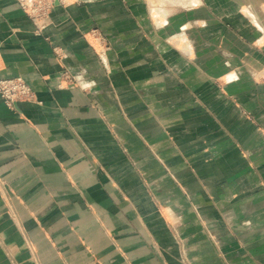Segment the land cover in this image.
I'll return each instance as SVG.
<instances>
[{
	"label": "crops",
	"instance_id": "0c3cea01",
	"mask_svg": "<svg viewBox=\"0 0 264 264\" xmlns=\"http://www.w3.org/2000/svg\"><path fill=\"white\" fill-rule=\"evenodd\" d=\"M263 11L69 0L38 33L0 0V78L36 94L0 97V264H264Z\"/></svg>",
	"mask_w": 264,
	"mask_h": 264
},
{
	"label": "built area",
	"instance_id": "2783aa9c",
	"mask_svg": "<svg viewBox=\"0 0 264 264\" xmlns=\"http://www.w3.org/2000/svg\"><path fill=\"white\" fill-rule=\"evenodd\" d=\"M42 0H19L22 9L36 22V31L41 33L50 23L48 17L38 16V4ZM55 0L47 3V11L51 9ZM0 96L5 104L13 108L19 101H34L36 98L35 91L28 82L20 76L11 78H0Z\"/></svg>",
	"mask_w": 264,
	"mask_h": 264
},
{
	"label": "rangeland",
	"instance_id": "374dc122",
	"mask_svg": "<svg viewBox=\"0 0 264 264\" xmlns=\"http://www.w3.org/2000/svg\"><path fill=\"white\" fill-rule=\"evenodd\" d=\"M52 0H42L41 2H40V5L38 4V16H40V17H42V16H45L46 18L48 17V19H49V22L51 21V18H50V14H51V10H52V8L56 5V4H61V5H64V6H66L68 3H69V0H55L54 2H53V4H52V7H51V9H49L48 10V13L46 14V15H44V13L47 11V3L48 2H51ZM209 11V10H208ZM236 13L238 12V14L239 15H236V17H238V18H247L248 19V17L247 16H245L244 17V15L242 14L243 13V11L241 10V9H239V10H237V11H235ZM264 12V11H263ZM229 13H232V12H230V11H227L226 9H220L219 10V12L216 14V13H214L213 15H215L214 16V19H216V20H218V21H220V20H226V19H229L230 18V16L232 15V14H229ZM29 16V15H28ZM227 16V17H226ZM30 17V16H29ZM231 20V19H230ZM208 26V25H207ZM229 27H233V26H231V25H229ZM239 29H240V27H238V24L236 23L235 25H234V28H233V30L234 31H236L237 33H239ZM97 30L95 29V30H92V32H96ZM211 31V29H206V31L205 32H210ZM252 35L253 36H258V34H260L261 33V31L258 29V28H253L252 29ZM215 45H213V46H211V47H213V48H215V49H221V48H225V43L224 42H218V43H214ZM251 46H252V48L254 47L255 49H257V48H259V45H258V43H257V40H252L251 41ZM258 50V49H257ZM240 61L242 62L243 61V58L241 57L240 58ZM240 75L241 74H235L234 75V77H232L233 78V80L234 81H236V80H238V78L240 77ZM250 75L252 76V79L254 80V81H260V82H264V72H262L261 74H253V73H250ZM254 76V77H253ZM1 97V96H0ZM2 98V97H1ZM5 103V102H4ZM9 107V106H8ZM15 107V106H14ZM13 107V108H14ZM10 108V107H9ZM241 113L243 114V116L245 117V118H247L248 120H250L251 122H253V123H255L259 128L261 127L259 124H258V122H256V120L253 118V115L249 112V111H247L245 108H242V111H241ZM209 235H210V237L216 242V238H214L215 236L213 235V233L210 231V233H209Z\"/></svg>",
	"mask_w": 264,
	"mask_h": 264
}]
</instances>
